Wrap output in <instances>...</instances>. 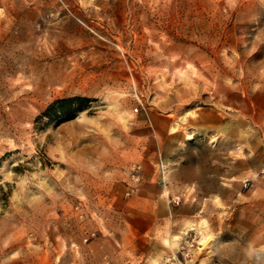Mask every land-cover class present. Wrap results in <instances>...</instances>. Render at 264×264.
I'll return each mask as SVG.
<instances>
[{"label": "rangeland", "instance_id": "1", "mask_svg": "<svg viewBox=\"0 0 264 264\" xmlns=\"http://www.w3.org/2000/svg\"><path fill=\"white\" fill-rule=\"evenodd\" d=\"M0 264H264V0H0Z\"/></svg>", "mask_w": 264, "mask_h": 264}, {"label": "trees", "instance_id": "2", "mask_svg": "<svg viewBox=\"0 0 264 264\" xmlns=\"http://www.w3.org/2000/svg\"><path fill=\"white\" fill-rule=\"evenodd\" d=\"M86 101L87 99H83L79 97L56 100L48 107L46 114L49 118H52L53 115H55L53 112L54 109H57V112H55L56 114L58 113L66 114L67 112L66 110H64L65 105H71L73 103H82Z\"/></svg>", "mask_w": 264, "mask_h": 264}, {"label": "built area", "instance_id": "3", "mask_svg": "<svg viewBox=\"0 0 264 264\" xmlns=\"http://www.w3.org/2000/svg\"><path fill=\"white\" fill-rule=\"evenodd\" d=\"M135 111L137 112V111H138V109H135Z\"/></svg>", "mask_w": 264, "mask_h": 264}]
</instances>
